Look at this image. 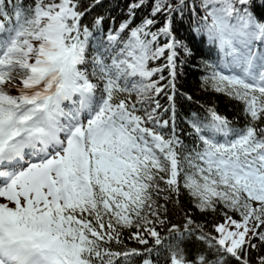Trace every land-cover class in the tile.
I'll list each match as a JSON object with an SVG mask.
<instances>
[{
	"label": "snow or ice",
	"instance_id": "snow-or-ice-1",
	"mask_svg": "<svg viewBox=\"0 0 264 264\" xmlns=\"http://www.w3.org/2000/svg\"><path fill=\"white\" fill-rule=\"evenodd\" d=\"M100 2L0 0V264H253L264 248V18L252 0H200L199 11L152 0L133 26L146 3L135 0L94 44L104 18L82 19ZM190 7L218 53L201 86L239 102L246 123L205 107L188 149L176 134V68L192 50L173 14ZM170 122L171 134L159 130ZM181 188L222 222L209 232L185 213L169 226L158 200Z\"/></svg>",
	"mask_w": 264,
	"mask_h": 264
},
{
	"label": "trees",
	"instance_id": "trees-1",
	"mask_svg": "<svg viewBox=\"0 0 264 264\" xmlns=\"http://www.w3.org/2000/svg\"><path fill=\"white\" fill-rule=\"evenodd\" d=\"M135 0H101L100 4L92 8V10L82 19V23L91 27V22L97 17H103L104 21L101 30L96 33V40L106 36L108 30L118 28L120 23L128 18L129 5ZM175 2V0H173ZM27 6H31L32 0H23ZM83 7H87L92 3V0H80ZM152 0H146L145 6L135 10L133 19V26L138 25L142 19L149 15L151 11ZM190 4L195 5L196 10L199 11L200 0H189ZM252 10L259 17L264 18V0H252ZM157 24L153 28L160 27L164 23L163 15L156 17ZM173 30L174 34L179 39H183L184 43L192 50L190 57L181 56L177 61L176 71L178 73L176 84L179 89L175 98V124L176 134L184 142L188 149L193 147V138L190 135L191 129L189 121L193 114H199L201 117L205 115V107L214 106L216 110L223 116H226L235 128H242L246 120L242 113V105L234 100H229L227 97L217 94L215 92L205 90L202 85L203 78L211 71L209 65H215L218 62V53L214 45H211L205 36L197 31V17L193 14L192 8L185 10L182 14L177 12L173 14ZM161 38V43H163ZM182 61V63H181ZM165 63L164 59L150 62V67H160ZM165 77L168 76L167 69L162 73ZM158 74L154 79L159 78ZM167 81H161L165 84ZM186 96H191L192 100L186 99ZM162 105L159 110L162 120H168L172 115L171 112H164V108L168 107V100L166 95L156 97ZM203 106V107H202ZM165 134H171V122L166 129H159ZM222 139V138H221ZM161 187H164L161 184ZM179 201L177 204L175 201ZM158 203L164 204L167 211L161 212V217L166 218L171 224H177L181 227L184 223L185 213H190L192 218L198 224L205 225V230L211 232L214 223L222 222V217L213 214H202L193 207L192 199L187 192L181 188V194L175 195L168 201L162 197ZM166 234L162 232V235ZM128 232L124 233V240L128 247H139L135 241L127 239ZM113 247H116L115 245ZM191 250L195 252V247L189 245ZM257 255H264V248L260 253L252 252L250 259L255 264ZM139 260V258H136ZM160 264H163L164 258L161 256Z\"/></svg>",
	"mask_w": 264,
	"mask_h": 264
}]
</instances>
